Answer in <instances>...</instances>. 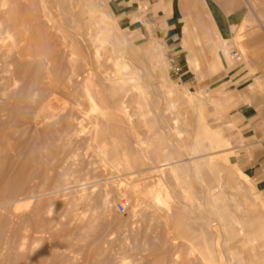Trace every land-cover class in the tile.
Returning a JSON list of instances; mask_svg holds the SVG:
<instances>
[{
  "label": "rangeland",
  "instance_id": "rangeland-1",
  "mask_svg": "<svg viewBox=\"0 0 264 264\" xmlns=\"http://www.w3.org/2000/svg\"><path fill=\"white\" fill-rule=\"evenodd\" d=\"M3 1L0 240L1 246L6 243V250L9 245L12 248L5 252L6 263L1 260L0 264H18L21 257L23 264H214L215 248L219 264H264V163L253 167L262 146L251 137L249 121L243 115V110L253 105L264 122V0H245L247 18L253 21L242 26V35L224 45L226 54H218L222 45L204 6L185 14L183 25L188 30L180 29L179 40L170 46L150 23L144 32L122 26L115 18L112 0H91L95 15L103 20L100 26L106 28L100 31L87 23L89 14L84 16L87 20H75L80 0ZM172 2H151L160 9L162 25L170 17ZM149 7L143 3L142 11ZM44 12L49 16L43 18ZM36 16L42 22L40 28L36 27ZM41 28L51 32L41 35ZM73 37L79 39L89 59L95 50L101 52L108 76L115 75V61L128 63L127 73H132L128 77L134 78L138 89L134 99L124 100L131 116L119 127L112 122L117 101L91 100L84 93L81 75L74 82L65 79L62 91L57 92L51 91L48 77H43L53 74L65 78L67 70L70 72L66 69L68 60L78 59L68 44ZM102 38L105 44L97 41ZM91 39H95L94 44H89ZM17 48L28 52L23 61L18 60ZM55 49L63 52L58 66L47 64L49 69L45 66V70ZM38 52L52 53L44 56L46 61L41 60L43 56L40 59L41 70H45H39L42 76L38 66H31L41 57ZM233 52L238 57H233ZM26 58H32L28 67ZM193 60H197V67ZM31 78L35 79L32 92L27 87ZM20 89L33 94L23 96ZM195 94L211 100L207 110L218 118L222 115L224 125H230L229 134L225 130L215 139L218 147L213 150L193 141L202 137L196 135ZM187 95L193 97V103L187 101ZM208 123L216 125L213 119ZM103 126L111 134L106 133L102 142L96 138ZM228 135L232 144L226 147ZM116 137L119 140L114 145ZM195 147L201 152L192 159L189 154ZM136 153L143 159L138 168ZM125 154H130L132 163L126 164ZM225 156L230 159L228 164ZM157 158L184 160L175 166L177 176L168 172L161 178L163 186L154 184V177L160 179L152 168ZM229 172L233 176L227 175ZM153 195L166 205L156 204ZM119 203H125V213L118 212ZM169 206L180 212L186 224L179 226L184 235H176L167 219ZM66 220L69 225L62 227ZM15 256L18 261H14Z\"/></svg>",
  "mask_w": 264,
  "mask_h": 264
},
{
  "label": "bare ground",
  "instance_id": "bare-ground-1",
  "mask_svg": "<svg viewBox=\"0 0 264 264\" xmlns=\"http://www.w3.org/2000/svg\"><path fill=\"white\" fill-rule=\"evenodd\" d=\"M3 1V0H2ZM2 1H1V3L0 4H2ZM5 1H7V0H5ZM5 1H3V2H5ZM5 4H6V2H5ZM5 4L3 3V5L2 6H5ZM77 5L79 6V8H80V11L77 13V15L75 16V20L77 21V22H80V19H83V20H87V19H85V15L86 14H89V19L87 20V23L89 24V25H91V26H93V27H95L96 29H97V31H100V30H102V29H106V28H103L102 26H100V22L101 21H103V20H101L99 17H97L95 14H97V10L95 9V4L93 3V1H91V0H80L78 3H77ZM0 7H1V5H0ZM44 14H47V13H43V18H44V16H49V15H44ZM38 16V15H37ZM37 16H36V18H37ZM45 17V18H46ZM46 19H49L50 20V17L49 18H46ZM45 19V20H46ZM36 21H37V24H36V27H42L41 25H42V22L40 21V19H39V17L36 19ZM47 22H48V20H46ZM43 24H45L46 25V23L44 22V20H43ZM48 26V25H47ZM49 27V26H48ZM47 27V28H48ZM46 28V30H44V28L42 29L41 28V30L42 31H38V33L40 32H45V31H49L48 29ZM50 28H51V26H50ZM37 30H38V28H37ZM183 30H184V32H187V30H188V27L186 26V25H184V27H183ZM49 32H51V31H49ZM48 34V32H46V35ZM49 34H50V36H49ZM47 36H49V37H52L51 35H52V33H49ZM41 35H42V33H41ZM43 36H44V34H43ZM48 37V38H49ZM54 38V37H53ZM64 38V37H63ZM66 38V37H65ZM79 40V39H78ZM78 40H76V38H71L70 39V41H69V46H70V50L72 51V52H76L77 53V56H78V59H69L68 60V62H67V66L69 67V68H66V66H65V68L66 69H69V71L70 72H68V70H67V75H66V77L64 78V76L62 77V75L61 76H55V75H51V74H48L49 76H46L44 73V78H47L48 77V79H49V83H48V81H47V83L49 84V87H50V89H51V91H55V92H57L58 90H61V87H63V84H64V80L65 79H68L69 81H73L74 82V79L76 80L80 75L82 76V82L84 83V87H85V90H84V93L86 92V95L88 96V97H90V99L92 100V98H97V100L99 99V100H101V101H104V102H108L109 100H116L117 101V103L114 101V110H116V113L115 114H113V117H112V122H114L115 123V125H117L118 124V127H119V124H122V123H124L126 120H129V116H131V115H129L128 114V112L125 110L126 108L124 107V100L125 99H127V98H133L134 97V94H135V89H138V87L134 84V78L133 77H128V75H131V74H129V73H127V69H128V65H126V64H128V63H125V62H122V61H120V60H117V61H115V67H116V72H115V75H113V76H108V75H106L105 74V69L106 68H104V65H103V63L105 62V60L106 59H103V57H102V54H101V52L99 51V50H95L93 53H92V55H91V59H89L88 57H86V55H84L83 54V52H82V47H81V44H80V42L78 41ZM97 40V39H96ZM94 41H95V39L94 40H89V44H94ZM97 41H99V42H101L102 44H105V41H106V39H98ZM55 42V41H54ZM65 42V41H64ZM67 42V41H66ZM65 42V43H66ZM88 43V42H87ZM113 45H117V42H114V43H112ZM65 45V44H64ZM47 47V46H46ZM57 47H58V45H57ZM56 47V48H57ZM89 47H91V46H89ZM59 48V47H58ZM114 48V47H113ZM112 48V49H113ZM18 49V48H17ZM52 49V48H51ZM86 49V48H85ZM97 49V48H96ZM99 49V48H98ZM19 50V49H18ZM53 50V49H52ZM59 50V49H58ZM109 50V49H108ZM121 50V49H120ZM20 51V52H19ZM18 52V60H19V62L20 61H23V59H25L24 57H26V54L28 53H26L25 54V52H21V50H19ZM28 51V50H27ZM42 51V50H41ZM54 51H56V49L54 50ZM86 51V50H85ZM84 51V52H85ZM225 51V50H224ZM32 52V51H31ZM40 52V51H39ZM39 52L37 53V54H39ZM106 50H105V52H104V54H106ZM117 52H118V50H117ZM122 52V51H121ZM46 53V52H45ZM55 53V54H54ZM53 54L52 53H48L49 54V56H47L46 54H44L43 53V55L42 54H39L38 56H41V57H39L38 58V56L37 55H35L37 58H38V60L37 59H34V61L35 62H37L36 63V65H31V66H38V68L36 67V69H38V71L39 70H41L42 68L41 67H43V66H41L42 65V61L44 60V61H46V59L47 58H45L44 56L46 55L47 57H50V55H51V58H48L47 59V61H46V65H44V68H45V66H47V64L48 65H50V66H52V67H57L58 65V62H59V58L62 56V54H63V52H61L60 50L57 52H54ZM119 53V52H118ZM103 54V55H104ZM107 54H108V52H107ZM110 54V53H109ZM122 54V53H121ZM29 55V57H30V54H28ZM27 55V56H28ZM14 56V55H13ZM42 56L45 58V59H43L42 58ZM119 56V55H118ZM71 57V56H70ZM74 57V56H73ZM107 57V56H106ZM121 57H123V56H121ZM14 58V57H13ZM42 58V59H41ZM108 58V57H107ZM16 58H14V60H15ZM27 59V58H26ZM29 59H31L32 60V58H28L27 59V62H26V65H27V63H28V60ZM40 59L42 60V61H40ZM122 59V58H121ZM124 59V58H123ZM194 59V58H193ZM37 60V61H36ZM65 60V59H64ZM113 60V59H112ZM11 61H12V59H11ZM17 61V60H16ZM25 61V60H24ZM12 62H14V61H12ZM11 62V63H12ZM190 62V61H189ZM194 64H195V66L197 67L198 66V62H197V60H193L192 61ZM65 64H66V62H64ZM14 64H15V62H14ZM17 64H19V63H17ZM30 64H32V62L30 61ZM30 64H28V65H30ZM35 64V63H34ZM13 65V64H12ZM25 65V64H24ZM25 65V66H26ZM28 65L26 66V67H28ZM17 66V65H16ZM19 66V65H18ZM17 66V67H18ZM30 67V66H29ZM35 67H34V69H35ZM131 67V66H130ZM30 68H32V67H30ZM30 68H28V70L30 69ZM40 68V69H39ZM43 68V69H44ZM47 68H48V66H47ZM64 68V67H63ZM42 69V70H43ZM49 69V68H48ZM66 69H65V71L64 72H66ZM14 70H15V68H14ZM19 70H21V69H19ZM41 70V71H42ZM45 70H46V68H45ZM44 70V71H45ZM107 70V69H106ZM7 71V70H6ZM13 71V70H12ZM24 71V70H23ZM27 71V70H26ZM30 71V70H29ZM28 71V72H29ZM41 71H39V75H43L42 73L40 74V72ZM44 71H42V72H44ZM15 72V71H14ZM21 72V71H20ZM51 72V71H50ZM13 73V72H12ZM34 73V72H33ZM14 74V73H13ZM38 74V73H37ZM36 74V75H37ZM84 74V75H83ZM38 75V76H39ZM60 75V74H59ZM17 76V75H16ZM41 76H39L38 78L40 79V77ZM80 76V77H81ZM95 76V80H93L94 78H92V77H94ZM43 77H41L42 79H43ZM60 77H62V78H64L63 80H61L60 79ZM76 77V78H75ZM37 78V79H38ZM140 79V78H139ZM45 80V79H44ZM37 81H39V80H37ZM34 82H35V79L34 78H31L30 80H29V82L27 83V84H29V86H27V87H29V89H30V87L34 84ZM46 82V81H45ZM38 83V82H37ZM46 83V84H47ZM76 83V82H75ZM44 85V84H43ZM70 85V84H69ZM69 85H67V87L69 86ZM80 85V84H79ZM80 87V86H79ZM32 88V87H31ZM64 88H66L65 86H64ZM82 88V87H81ZM1 89V88H0ZM33 89V88H32ZM32 89H30V91L32 90ZM49 89V90H50ZM24 90V89H23ZM25 90H26V92H27V89L25 88ZM24 90V91H25ZM140 90V89H139ZM20 91H21V89H20ZM20 91H19V93H20ZM22 92V93H20V94H23V96L25 95V96H27V95H30L29 94V92L28 93H26V92ZM33 91V90H32ZM31 91V92H32ZM45 91H47V90H44V92ZM62 91V90H61ZM80 91V90H79ZM69 92V91H68ZM82 92V94H83V91H81ZM81 92H79V93H81ZM16 93V92H15ZM18 93V92H17ZM39 93V92H38ZM50 93V92H49ZM54 93V92H53ZM138 93V92H137ZM33 94V93H32ZM31 94V95H32ZM72 94V93H71ZM73 94H74V92H73ZM16 95V94H15ZM19 95V94H18ZM49 95V94H48ZM70 95V94H69ZM78 95V94H77ZM137 95H140L139 93L137 94ZM136 95V96H137ZM20 96V95H19ZM22 96V95H21ZM23 96H22V99H23ZM79 96V95H78ZM82 96V95H81ZM141 96V95H140ZM30 97V96H29ZM37 97H38V94H37ZM43 97V96H42ZM59 97V96H58ZM69 97V96H68ZM138 97V96H137ZM184 97V96H183ZM26 99H27V97H25ZM193 97L192 96H190V95H187V101L188 102H190V103H193L192 101H194V99H192ZM194 98H196V100H195V106H193L192 108H195L194 110L196 111V118H197V128H196V131H197V133H196V135H198V136H202L201 137V139L198 141V138H196V137H194L195 139L193 140L194 142H196V144L198 145V146H203V147H208V149H210V150H213L214 148H216V147H218V146H216V141H215V139L218 137V136H220V135H222V134H224L225 133V128L222 126V125H219V124H216V123H214V124H216L215 126H212V125H210L209 123H208V121L210 120V119H213V121H217L219 118L214 114V113H212V112H210V111H208L207 110V108H206V106H207V103L208 102H211V100H205L204 98H202V97H199L198 95H196L195 94V96H194ZM15 99V98H14ZM17 99H20L19 97L17 98ZM85 99V98H84ZM134 99V98H133ZM132 99V100H133ZM39 100V99H38ZM139 100H141V99H139ZM138 100V101H139ZM19 101V100H18ZM42 101V100H41ZM24 102V101H23ZM92 102V101H91ZM17 103V102H16ZM97 103V102H96ZM101 103V102H100ZM103 103V102H102ZM141 103V102H140ZM105 104V103H104ZM193 104H191V106H192ZM188 112V111H187ZM112 114V113H111ZM66 116V115H65ZM126 119V120H125ZM67 120V119H66ZM132 121V120H131ZM128 122V121H127ZM115 125H112V126H115ZM125 126V125H124ZM196 126V125H195ZM118 127L116 128L117 130H118ZM109 128L111 129H113V127H110V125H109ZM108 128V132H107V130L104 128V126L102 127V128H100V130L97 132V138L96 139H99V140H102V139H104L106 136H107V134L106 133H109V132H111L110 131V129ZM115 128V127H114ZM57 129V128H56ZM120 129V128H119ZM54 130V129H53ZM73 130V129H72ZM117 130H116V134L117 133H119V132H117ZM64 131V130H63ZM118 131H120V130H118ZM124 131V130H123ZM3 133V132H2ZM131 133V132H130ZM5 134V133H4ZM58 134V133H57ZM109 134H111V133H109ZM7 135V134H6ZM120 135V134H119ZM127 136V135H126ZM111 137V136H110ZM122 138V137H121ZM106 139H107V137H106ZM115 139H117V140H111L112 141V143L114 144V145H116L117 143V141L119 140L117 137L115 138ZM105 140V139H104ZM56 141V140H55ZM220 141V140H219ZM7 142V141H6ZM57 142H58V140H57ZM102 142H103V140H102ZM108 142V141H107ZM96 143V142H95ZM182 142L181 141H179V145L181 144ZM218 143V142H217ZM122 144V143H121ZM176 144H177V142H176ZM183 144H185V143H183ZM224 144H225V146L226 147H229L231 144H230V141L227 139L225 142H224ZM127 145V144H126ZM133 145V144H132ZM160 145V144H159ZM159 145H157L158 147H160ZM221 145V144H220ZM138 146V145H137ZM181 146V145H180ZM188 146V145H187ZM224 146V147H225ZM131 147V146H130ZM134 147V146H133ZM183 148H184V145H183ZM130 149V148H129ZM155 150H159V149H157V148H154ZM182 149V148H181ZM185 149V148H184ZM189 149H192V148H189ZM0 150H1V147H0ZM131 150V149H130ZM193 151L189 154V155H192V159H194L195 157H196V155L195 154H198V153H200L201 152V150H200V148H199V150H198V148H194V149H192ZM226 150V149H225ZM228 150V149H227ZM6 151V150H5ZM10 151V150H9ZM128 151V150H127ZM139 151V150H138ZM222 151V150H221ZM129 152V151H128ZM131 152V151H130ZM158 152H160V151H158ZM183 152V151H182ZM186 152V151H185ZM214 152V151H213ZM8 153V152H7ZM114 155L116 154L115 153V151L114 152H112ZM118 153V152H117ZM132 153V152H131ZM145 154V153H144ZM156 154H159V153H156ZM211 154H213V153H211ZM113 155V156H114ZM132 155V154H131ZM136 155H137V153H136ZM135 155V159H137V157H138V159H139V156L138 155H140V157H141V153H139L137 156ZM8 156V155H7ZM112 156V155H111ZM133 156H134V154H133ZM158 156V155H157ZM156 156V157H157ZM206 156V155H205ZM130 154L129 155H127V154H125L124 156H123V159L125 160V162H126V164H130V163H132V162H130ZM152 157V156H151ZM115 158V157H114ZM133 159V158H132ZM132 159H131V161H132ZM134 159V160H135ZM135 160V161H137V168L138 167H140L141 165H143V162H142V158H140V159H142L141 161H140V159L139 160ZM158 159V158H157ZM162 159V158H161ZM211 159V158H210ZM214 160V159H213ZM208 161H210V160H208ZM224 161L228 164L229 162H230V159H229V157L228 156H225L224 157ZM134 162V161H133ZM181 162H184V160H180V159H176V158H173V159H166V160H159L158 159V161L155 163V161H154V163L153 164H155V165H153L152 166V168L153 169H155V170H157V174H159L158 176L160 177V179L157 177V178H155L154 177V184L155 183H157V184H160L161 186H163L164 185V183L162 182L163 180H161V178H163V177H165V174H167L168 172L169 173H171V175H173V176H177V172H176V168H175V166H176V164H179V163H181ZM136 163V162H135ZM208 163H211V161L210 162H208ZM134 164V163H133ZM132 164V165H133ZM151 165H152V162L150 163ZM123 165V164H122ZM135 165V164H134ZM150 165V166H151ZM200 165V164H199ZM206 167H207V165H206ZM137 168H135L136 170H137ZM151 168V169H152ZM179 170V169H178ZM182 170V169H181ZM186 170V169H185ZM226 170V169H225ZM227 171V170H226ZM141 171H137L136 173H140ZM152 173H153V171H152ZM231 172H229L227 175H232L233 176V174L231 173ZM154 174V173H153ZM152 174V175H153ZM183 175V174H182ZM181 175V176H182ZM216 175H217V173H216ZM220 175V174H219ZM239 175V174H238ZM240 175H242L241 173H240ZM139 176V175H138ZM170 176V175H169ZM168 176V177H169ZM167 177V176H166ZM227 177V176H226ZM245 177V176H244ZM232 178V177H231ZM235 177H233V179H234ZM237 178V177H236ZM240 178H243V177H241L240 176ZM246 178V177H245ZM228 179H229V177H228ZM238 179H239V177H238ZM244 179V178H243ZM242 179V180H243ZM166 180V179H165ZM174 180H175V178H174ZM247 181H249V179L247 180ZM165 182V181H164ZM226 182H229V181H226ZM232 182V181H231ZM234 182V181H233ZM244 182H246L245 180H244ZM170 183V182H169ZM221 183V182H220ZM243 183V182H242ZM246 183H248V182H246ZM230 184V183H229ZM235 184H236V182H235ZM237 186H239L238 184H237ZM236 187V186H235ZM253 188V187H252ZM5 196V195H4ZM154 196V195H153ZM160 197L158 196V195H155L154 196V202L156 203V204H158V205H160V204H164V205H166L165 203H164V201H162V200H160L159 199ZM225 198V197H224ZM215 199V198H214ZM3 200V199H2ZM15 201V200H14ZM214 201V200H213ZM219 201H221V200H219ZM3 203V202H2ZM5 203V202H4ZM217 204V203H216ZM217 208V207H216ZM218 208H220V207H218ZM1 209V208H0ZM170 209V210H169ZM168 211H167V213H168V215H167V219H169L171 222H170V224H172L173 226H174V229H176V235H184V233L182 232V230L183 229H181V227H179L180 225L182 226V222H183V220H182V217L180 216V212H175V211H173V209L169 206L168 207V209H167ZM219 211V210H218ZM222 212V211H221ZM220 214V213H219ZM221 216V215H220ZM5 217V216H4ZM21 217V216H20ZM184 217V216H183ZM6 218V217H5ZM235 219V218H234ZM5 221V220H4ZM64 222V221H63ZM62 222V224H60L62 227H66L67 225H69V222L70 221H65L64 223ZM238 223V222H237ZM183 224H184V222H183ZM59 225V224H58ZM59 225V226H60ZM184 225H186V224H184ZM219 226V225H218ZM62 227H60V228H62ZM184 228V227H183ZM230 228H232V227H230ZM235 228H236V226H235ZM235 228H233V230L235 229ZM228 229V228H227ZM188 230V229H187ZM187 232V231H186ZM6 233V232H5ZM186 235H187V233H186ZM238 235V234H237ZM61 236H62V234H61ZM11 237V236H10ZM14 237V236H13ZM220 237V236H219ZM0 238H2L3 239V237H0ZM4 239H6V238H4ZM8 240H9V238H8ZM8 240H6V241H8ZM14 240V239H13ZM1 241L2 240H0V262H1V260L3 261L4 260V262H5V259H6V257H5V252H7V251H9V250H11V249H9L11 246L8 244V242H7V245H9L8 247H7V249L8 250H6V247H3V245L4 244H6V243H4V244H2V246H1ZM11 241V240H10ZM4 242H5V240H4ZM10 243V242H9ZM11 244H12V242H11ZM6 245V246H7ZM5 246V245H4ZM12 248V247H11ZM21 249V248H20ZM193 249V248H192ZM6 250V251H5ZM21 252V251H20ZM20 252L19 253H17L18 255L20 254ZM206 252V251H205ZM9 253V252H8ZM218 252H217V250H216V248H215V250H214V254H216L215 255V257H216V259H215V263L214 264H219L220 263V255H218L217 254ZM10 254V253H9ZM16 255V254H15ZM11 256V255H10ZM20 257L21 256H23V255H19ZM26 257H28L27 255H26ZM5 258V259H4ZM11 258H12V256H11ZM19 258V257H18ZM18 258L16 259V256H15V258H14V261H18ZM23 257H21V258H19V261L17 262L18 264H23V259H22ZM213 258V257H212ZM16 259V260H15ZM28 259V258H27ZM207 259H208V255H207ZM12 261H13V259H12ZM8 262V261H7ZM25 262V261H24ZM28 262V261H27ZM26 262V264H28ZM6 263V262H5ZM9 263H10V261H9Z\"/></svg>",
  "mask_w": 264,
  "mask_h": 264
},
{
  "label": "crops",
  "instance_id": "crops-1",
  "mask_svg": "<svg viewBox=\"0 0 264 264\" xmlns=\"http://www.w3.org/2000/svg\"><path fill=\"white\" fill-rule=\"evenodd\" d=\"M152 0H112V7L116 20L124 27L135 32H144L149 29L150 23L157 35H160L168 45L173 46L179 40L180 29L183 31V18L190 10H195L199 6H204L210 23L212 24L218 40L220 41L221 51L218 54H226L224 45L234 39L236 35L244 33L245 23L253 20L247 18L248 5L245 0H173L171 3L170 17L166 25H162L160 9L151 3ZM143 3L150 4L147 12L142 11ZM252 15L258 19L257 14L250 5ZM213 68L218 66L213 64ZM243 115L249 121L251 137L262 146L260 155L254 162V168L264 163V122L263 117L257 107L250 105L243 110ZM214 123L222 125L229 134L230 125L225 126L222 115ZM231 135H228L230 140ZM231 142V140H230ZM232 144V143H231Z\"/></svg>",
  "mask_w": 264,
  "mask_h": 264
},
{
  "label": "built area",
  "instance_id": "built-area-1",
  "mask_svg": "<svg viewBox=\"0 0 264 264\" xmlns=\"http://www.w3.org/2000/svg\"><path fill=\"white\" fill-rule=\"evenodd\" d=\"M233 57H238V53L237 52H233ZM117 210L119 213H125L126 212V205L125 203H119Z\"/></svg>",
  "mask_w": 264,
  "mask_h": 264
}]
</instances>
